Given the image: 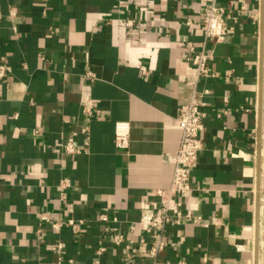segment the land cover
<instances>
[{
	"label": "crops",
	"instance_id": "crops-1",
	"mask_svg": "<svg viewBox=\"0 0 264 264\" xmlns=\"http://www.w3.org/2000/svg\"><path fill=\"white\" fill-rule=\"evenodd\" d=\"M210 1L0 0V61L9 69L0 87V264H149L140 227L129 225L170 186L174 165L165 155L179 149L176 117L194 84L210 94L183 209L204 220L170 229L159 260L263 264L256 235L264 212V0H217L235 20L210 47L216 76L197 80L187 42L201 41ZM132 17L134 26L125 25ZM87 99L98 114L86 112ZM119 121L131 124L124 151L115 147ZM70 142L80 153H64ZM102 212L119 218L127 241L115 246L99 221L79 237L52 227ZM100 245L107 251L98 257Z\"/></svg>",
	"mask_w": 264,
	"mask_h": 264
},
{
	"label": "built area",
	"instance_id": "built-area-1",
	"mask_svg": "<svg viewBox=\"0 0 264 264\" xmlns=\"http://www.w3.org/2000/svg\"><path fill=\"white\" fill-rule=\"evenodd\" d=\"M121 2V0H118ZM16 16V10H10V17ZM3 20V15L0 13V23ZM136 17L124 19L127 26H134ZM235 20V17L227 15L226 9L220 5L217 0H211L203 9L199 21L201 32V41L187 42V62L193 67L196 72L197 80L209 77H215L211 63L214 60V55L211 52V45L220 43L227 34L228 22ZM190 18L185 19L187 26L192 25ZM14 32L17 29L14 27ZM8 65L3 58L0 61V87L8 77ZM143 75H149L146 67H141ZM210 94L209 89L198 90L197 84L193 85L192 94L189 101L183 104L177 114L176 120L181 129V140L179 149L175 154H166V161L173 163L174 171L170 186L166 189L157 191L155 196L156 201L153 202L149 209L142 211L137 224L129 225V231L133 232L136 227H140L144 237L141 243L143 259L149 264H170L169 262H161L159 255L168 244L164 240L165 234L175 227H179L185 222L199 224L204 219L200 215L187 213L183 209V199L193 191L191 184V172L197 164L199 157L204 149L202 133L205 131L204 120L206 113L203 108L206 106L204 97ZM84 109L89 115L98 114L94 105V100L87 99ZM221 117V114L218 115ZM131 138V124L128 121H119L115 125V147L119 151L127 150ZM87 151V148H84ZM64 153L73 156L79 152L77 146L70 142L65 145ZM60 186V197L65 200V190L70 187L68 180H63ZM45 221H51L50 217L44 215ZM94 221H99L105 224L104 232L106 237L113 236L115 246L121 245L127 241L126 236L121 233L116 225L119 223L117 216L110 217L106 212H102L96 219H72L58 218L52 222V227L56 232H59L63 227H69L73 234L80 236L82 231ZM58 250L62 251V245L57 246ZM107 251V247L100 245L95 253L101 257ZM132 255L130 253L124 255L125 261H130ZM96 264H101L97 259ZM59 264H72V261H63L61 258ZM178 264H188L185 260H180ZM204 264H207V259H204Z\"/></svg>",
	"mask_w": 264,
	"mask_h": 264
},
{
	"label": "rangeland",
	"instance_id": "rangeland-1",
	"mask_svg": "<svg viewBox=\"0 0 264 264\" xmlns=\"http://www.w3.org/2000/svg\"><path fill=\"white\" fill-rule=\"evenodd\" d=\"M263 134H264V101H263ZM262 201L260 203H262V205L264 206V193L263 196L261 197ZM261 205V206H262ZM263 235H264V212L260 217V222H259V254L260 257L263 260V264H264V246H263Z\"/></svg>",
	"mask_w": 264,
	"mask_h": 264
},
{
	"label": "water",
	"instance_id": "water-1",
	"mask_svg": "<svg viewBox=\"0 0 264 264\" xmlns=\"http://www.w3.org/2000/svg\"><path fill=\"white\" fill-rule=\"evenodd\" d=\"M256 259H257V262H258V260H259V234H258V232H257V235H256Z\"/></svg>",
	"mask_w": 264,
	"mask_h": 264
},
{
	"label": "bare ground",
	"instance_id": "bare-ground-1",
	"mask_svg": "<svg viewBox=\"0 0 264 264\" xmlns=\"http://www.w3.org/2000/svg\"><path fill=\"white\" fill-rule=\"evenodd\" d=\"M262 242L264 243V235H263V241Z\"/></svg>",
	"mask_w": 264,
	"mask_h": 264
}]
</instances>
